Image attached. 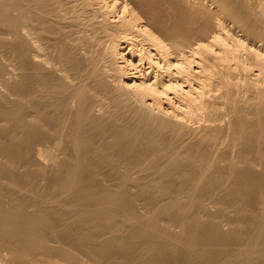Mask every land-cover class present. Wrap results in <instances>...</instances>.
<instances>
[{"label": "bare ground", "instance_id": "6f19581e", "mask_svg": "<svg viewBox=\"0 0 264 264\" xmlns=\"http://www.w3.org/2000/svg\"><path fill=\"white\" fill-rule=\"evenodd\" d=\"M0 49V264H264V0H0Z\"/></svg>", "mask_w": 264, "mask_h": 264}, {"label": "rangeland", "instance_id": "374dc122", "mask_svg": "<svg viewBox=\"0 0 264 264\" xmlns=\"http://www.w3.org/2000/svg\"><path fill=\"white\" fill-rule=\"evenodd\" d=\"M2 49H0V64L4 67H6L7 69V75H2L0 77V90L1 91H6L5 88L3 87V78L4 76L7 77L8 74L11 73H16L20 63L18 60L14 59L10 54H8V52H2ZM8 97H10L11 99L15 98L14 95H7ZM156 113H158L157 110H155ZM185 141V138H180V139H172V137L170 136V142H172V146L169 149V151L178 149L179 151H182V146ZM0 160H2V157L0 156ZM22 171H24L25 169H21ZM104 172L99 173L100 176L99 178H101L100 180L103 183V186H107L109 187L111 190L116 189V187L120 185H122L123 187H125V189L129 190L131 193H138L139 195H136V205H137V209L139 212H142L143 214L146 215H151L152 213L156 212L160 206L164 205L165 203H167V200H169V197H173L175 195H170V193H167L165 195H161V193H158L157 190H153L152 192H150L148 195L144 194L140 189H137L134 187L133 183L134 181L137 183V180L133 179L131 181L125 182L122 178H119V176L116 175H107L104 174ZM139 178V182L141 184H149L148 182L150 181L149 179H145L143 177L138 176ZM29 181H35L39 183V190H40V194L44 195L46 194V189H45V185H44V179L42 176H38L35 177L32 180H26V185L24 187V189H27L28 187H30ZM188 185H191L190 183H188ZM1 190V188H0ZM189 190V189H188ZM29 190H24L25 193H27ZM159 196H163V197H159ZM32 198L33 197H29ZM71 198V193H64L61 195V200H68ZM155 198H157L156 200H154ZM218 197H216V195H206V197H204V203L206 205V208L210 211H216L218 208H220L221 210V214L218 218V221L221 223L223 229H229L230 227L242 224V222L239 220V210L238 208L234 207V206H230V205H222L218 199ZM52 200V199H51ZM156 201V202H155ZM257 210V209H256ZM202 215L206 216V212L203 211ZM226 215H230L232 216L231 218H233L234 220L231 221L229 218L226 217ZM160 225H163L164 227V234H166V236H168L169 234H173L176 233L177 231H179L180 229V225L176 222L175 218L170 217L167 218V216L162 215V217L160 218ZM172 237V235H171ZM167 240H169V244L170 242V238H167ZM145 246V245H143ZM203 251V250H202ZM204 252V251H203ZM203 252H199V256L201 257L203 255ZM78 254H80L81 256H83L85 262H89V259L87 257V255L81 254L80 252H77ZM65 264V263H64ZM98 264H123L121 261H113V260H105L103 262H99ZM179 264H187L184 261V258L181 260V262ZM200 264H207L204 262H201Z\"/></svg>", "mask_w": 264, "mask_h": 264}]
</instances>
